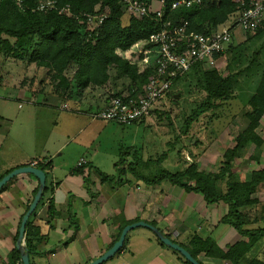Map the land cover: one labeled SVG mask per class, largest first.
<instances>
[{"label": "trees", "instance_id": "obj_1", "mask_svg": "<svg viewBox=\"0 0 264 264\" xmlns=\"http://www.w3.org/2000/svg\"><path fill=\"white\" fill-rule=\"evenodd\" d=\"M121 1L21 0L17 4L15 0H0V55L16 64H25L27 72L24 82L29 80L32 84H43L50 77L54 93L60 92L62 96H59L64 100H81L86 91H89L87 95L98 92V98H104L107 104L114 98L135 99L154 77L159 48L152 36L162 29L163 23L171 22L178 26L188 22V35L212 36L234 22L238 14L247 10L255 0H201V5L168 11L162 22L151 15L142 19L133 18L124 12ZM144 1L152 3V0ZM49 2L54 3V9L40 10V6ZM105 11L109 12L108 18L91 32L85 16L99 15ZM125 17L128 18L127 22L124 21ZM263 32L264 25L249 38L257 37ZM232 45L225 54L233 52ZM224 55H216L214 59L220 60ZM202 65L197 64L173 82L175 85L181 77L193 72L197 76V88L205 93V98L185 121L186 134L201 116L234 100L236 80L242 74L241 71L223 77L217 70L202 72ZM247 106L249 110L245 116L249 123L238 134L234 146L226 150L219 171H200L198 164L192 163L180 172H164L151 181L145 180L148 185L167 181L186 193L202 195L207 205H223L227 208V214L220 220V224L236 230L241 240L226 250L220 249L212 239L202 240L196 235L192 236L190 247L179 244L199 264V256L230 264H264V202L255 198L260 188L264 187V170L253 171L248 179L232 173L235 160L247 147L254 146L251 158L256 161H259L264 147V140L256 132L264 117V71ZM153 112L157 114L158 110ZM123 164L125 160L116 165L118 173ZM50 166V163L42 162L35 168L48 177ZM128 170L134 172L135 168L129 165ZM100 177L103 183L112 184L115 188L122 183L120 178L103 174ZM6 187L7 185L0 192ZM254 224L262 226L248 229ZM30 226L28 222V252L33 251ZM122 231L123 229L114 244ZM127 238L117 255L126 248ZM156 241L181 264H190L157 238ZM19 261L20 253L14 250L11 263Z\"/></svg>", "mask_w": 264, "mask_h": 264}, {"label": "crops", "instance_id": "obj_2", "mask_svg": "<svg viewBox=\"0 0 264 264\" xmlns=\"http://www.w3.org/2000/svg\"><path fill=\"white\" fill-rule=\"evenodd\" d=\"M88 92L81 100L72 98L76 106L84 108L73 112L87 114V109L91 111L87 114L91 118V113L105 109L109 103L98 98V92L87 95ZM91 125L92 121L79 131ZM70 144L71 138L52 148L47 141L38 156L23 152L19 157L0 160V178L16 169L30 167L34 162L51 164L47 190L28 221L29 233L33 235V251L28 252L30 264H91L113 247L122 229L139 222L153 224L186 248L195 235L202 240L212 239L222 250L241 240L236 230L220 224L227 214L225 206L207 205L202 195L186 193L167 181L157 185L145 183L155 178L144 176L139 169L151 160L144 164L134 153L132 162L125 160L118 173L116 168H105L107 161L99 157L96 148H90L87 157L73 160L71 154L64 153ZM4 145L1 141L0 150ZM78 146L89 149L82 144ZM129 165L135 168L134 172L128 170ZM100 174L120 178L122 183L115 188L103 183ZM38 189L39 181L24 174L13 178L0 192V264H12V253L18 251L21 223ZM250 227L252 225L248 229ZM142 229L130 232L126 248L105 264H181L158 244L152 232ZM198 260L201 264H230L204 256H199Z\"/></svg>", "mask_w": 264, "mask_h": 264}, {"label": "rangeland", "instance_id": "obj_3", "mask_svg": "<svg viewBox=\"0 0 264 264\" xmlns=\"http://www.w3.org/2000/svg\"><path fill=\"white\" fill-rule=\"evenodd\" d=\"M127 20L125 17L124 21ZM232 37L233 52L220 60L204 63L201 68L202 72L217 70L223 77L242 71L236 80L235 98L201 116L187 134L184 133L185 121L205 98V93L196 86L197 76L193 72L173 85L155 108L157 114L153 112L140 123L121 126L93 120L88 117L91 111L87 109V114H76L73 112L76 108H84L76 106L73 99L64 100L60 92L61 96L54 93L50 77L43 84L24 82L25 64H16L0 55V142L5 144L0 150V160L19 157L23 152L37 155L47 141L53 148L71 138L72 144L65 154L78 160L80 156L87 157L90 148H96L99 157L107 161V170L123 160L131 163L135 153L144 164L152 161L139 169V173L148 178H157L164 172H180L192 163L198 164L200 171H219L226 150L234 146L238 134L249 123L245 116L249 110L247 104L264 71V32L249 38L241 29H236ZM90 121L89 128L79 131ZM256 132L264 140V117ZM81 144L89 149L79 148ZM253 152L254 146H249L235 160L234 175L248 179L253 171L264 170V147L259 161L251 158ZM255 198L264 202V187ZM260 226L254 224L250 228Z\"/></svg>", "mask_w": 264, "mask_h": 264}, {"label": "built area", "instance_id": "obj_4", "mask_svg": "<svg viewBox=\"0 0 264 264\" xmlns=\"http://www.w3.org/2000/svg\"><path fill=\"white\" fill-rule=\"evenodd\" d=\"M20 4L21 0H15ZM122 7L126 14L135 19L154 16L162 22L168 11L191 8L201 5V0H152L147 4L144 0H122ZM54 3L40 6L54 9ZM109 12L99 15H86L91 32L98 29L108 18ZM264 25V0H255L247 10L240 12L234 22L216 32L212 36L186 33L188 22L178 26L171 22L162 24V29L152 36V40L159 48V57L152 81L147 84L135 99H112L107 107L91 113L93 120L105 121L121 126H130L150 118L159 103L167 97L174 80L189 72L197 64L213 62L216 55L225 54L233 44V32L241 29L248 36L255 35ZM34 162L31 167L37 166ZM15 264H23L21 261Z\"/></svg>", "mask_w": 264, "mask_h": 264}, {"label": "water", "instance_id": "obj_5", "mask_svg": "<svg viewBox=\"0 0 264 264\" xmlns=\"http://www.w3.org/2000/svg\"><path fill=\"white\" fill-rule=\"evenodd\" d=\"M32 175L34 176L38 181H39V189L37 194L34 197V200L32 204L29 207L28 212L23 218V221L21 223L20 231H19V239L17 243V249L20 252L21 255V261L23 264H30L29 256H28V251L25 247V232H26V227L29 221V218L32 216V214L35 212L37 209L39 203L42 200V197L44 195L45 189H46V182H47V177L46 174L34 167H24L20 169H16L6 175L2 180H0V190H2L13 178L19 175ZM138 228H143L147 229L150 232H152L156 238L166 247L169 249L179 253L182 255L186 261H188L190 264H199L194 258L188 253L184 248H182L179 244L174 243L171 239L166 237L160 230H158L156 227L146 224L144 222H139L135 223L132 225H129L125 227L121 233V236L119 240L113 245L111 249H109L104 255H102L99 259L96 261L92 262L91 264H105L108 261H110L112 258H114L124 247L126 237L127 235L134 231L135 229Z\"/></svg>", "mask_w": 264, "mask_h": 264}]
</instances>
